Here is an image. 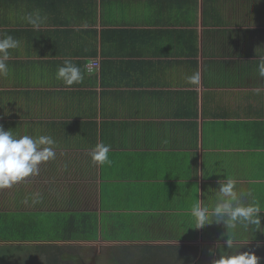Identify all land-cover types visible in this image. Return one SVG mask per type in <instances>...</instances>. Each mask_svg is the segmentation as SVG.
Returning a JSON list of instances; mask_svg holds the SVG:
<instances>
[{
  "label": "crops",
  "instance_id": "0c3cea01",
  "mask_svg": "<svg viewBox=\"0 0 264 264\" xmlns=\"http://www.w3.org/2000/svg\"><path fill=\"white\" fill-rule=\"evenodd\" d=\"M37 10L39 29L24 19ZM9 35L20 45L0 76V126L53 137L56 156L0 189L1 253L28 246L32 263L54 247L74 263L118 246L196 245L198 261L231 253L225 225L194 228L191 208L211 207L229 176L264 208V0H0ZM66 58L82 73L72 86L56 79ZM97 143L110 145L109 163L92 162ZM236 241L264 260V230Z\"/></svg>",
  "mask_w": 264,
  "mask_h": 264
},
{
  "label": "clouds",
  "instance_id": "9594fccd",
  "mask_svg": "<svg viewBox=\"0 0 264 264\" xmlns=\"http://www.w3.org/2000/svg\"><path fill=\"white\" fill-rule=\"evenodd\" d=\"M24 19L35 29L46 20L37 10L27 14ZM20 41L11 35L0 39V76H8L10 68L7 61L10 59V50L17 49ZM257 74L264 77V57L259 59ZM56 79L66 86H72L82 80V73L71 59H65L62 66L58 67ZM190 85L198 86L200 73L197 71L186 77ZM257 94L261 89L255 90ZM56 141L49 135L15 136L12 131H5L0 126V189L9 188L13 184L24 179L38 175L40 165L54 160ZM110 145L97 143L89 155L94 164L104 165L109 163ZM219 187L214 191L215 202L211 207L201 206L196 203L191 208V216L194 228H202L213 222L223 223L227 228L225 244L231 253L223 252L219 259L212 264H259L260 257L254 252H241L237 248L236 234L239 230L245 231L261 229L260 213L264 208L256 201H246L245 193L237 188V181L232 177H226L218 181Z\"/></svg>",
  "mask_w": 264,
  "mask_h": 264
},
{
  "label": "trees",
  "instance_id": "16d2710c",
  "mask_svg": "<svg viewBox=\"0 0 264 264\" xmlns=\"http://www.w3.org/2000/svg\"><path fill=\"white\" fill-rule=\"evenodd\" d=\"M6 241L5 236H1ZM7 239H11L7 237ZM64 248L54 247L52 257L42 264H75L63 261ZM200 248L196 245L182 246H118L112 248L116 264H197Z\"/></svg>",
  "mask_w": 264,
  "mask_h": 264
},
{
  "label": "rangeland",
  "instance_id": "374dc122",
  "mask_svg": "<svg viewBox=\"0 0 264 264\" xmlns=\"http://www.w3.org/2000/svg\"><path fill=\"white\" fill-rule=\"evenodd\" d=\"M32 252V249L28 246L25 247H7V252H0V264H42V263H32L29 254ZM264 256V249L262 252ZM204 257L197 264H212L213 261H206ZM263 259V258H262ZM75 264H116L112 257L110 251H104V254L101 255L98 259L93 262H84V263H75ZM259 264H264V260H260Z\"/></svg>",
  "mask_w": 264,
  "mask_h": 264
},
{
  "label": "built area",
  "instance_id": "2783aa9c",
  "mask_svg": "<svg viewBox=\"0 0 264 264\" xmlns=\"http://www.w3.org/2000/svg\"><path fill=\"white\" fill-rule=\"evenodd\" d=\"M89 68L90 69H93V63L90 64Z\"/></svg>",
  "mask_w": 264,
  "mask_h": 264
}]
</instances>
